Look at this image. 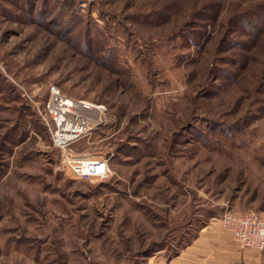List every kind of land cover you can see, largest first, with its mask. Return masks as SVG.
Here are the masks:
<instances>
[{"label": "rangeland", "instance_id": "374dc122", "mask_svg": "<svg viewBox=\"0 0 264 264\" xmlns=\"http://www.w3.org/2000/svg\"><path fill=\"white\" fill-rule=\"evenodd\" d=\"M52 86L106 106L107 124L56 147L39 111ZM85 156L110 178L65 165ZM250 210L264 0H0V264L170 259Z\"/></svg>", "mask_w": 264, "mask_h": 264}, {"label": "built area", "instance_id": "2783aa9c", "mask_svg": "<svg viewBox=\"0 0 264 264\" xmlns=\"http://www.w3.org/2000/svg\"><path fill=\"white\" fill-rule=\"evenodd\" d=\"M39 111L52 133L54 145L63 150L108 121L106 106L68 97L57 86L51 87L48 99ZM65 165L80 179L103 181L111 175L109 160L104 157L82 161L68 159ZM220 221L243 248L264 252V210L227 211Z\"/></svg>", "mask_w": 264, "mask_h": 264}, {"label": "crops", "instance_id": "0c3cea01", "mask_svg": "<svg viewBox=\"0 0 264 264\" xmlns=\"http://www.w3.org/2000/svg\"><path fill=\"white\" fill-rule=\"evenodd\" d=\"M145 264H264V252L243 248L219 223L210 225L172 258H147Z\"/></svg>", "mask_w": 264, "mask_h": 264}, {"label": "bare ground", "instance_id": "6f19581e", "mask_svg": "<svg viewBox=\"0 0 264 264\" xmlns=\"http://www.w3.org/2000/svg\"><path fill=\"white\" fill-rule=\"evenodd\" d=\"M86 159H93V157L91 156H85L83 158H79V159H76V160H79V161H82V160H86Z\"/></svg>", "mask_w": 264, "mask_h": 264}]
</instances>
